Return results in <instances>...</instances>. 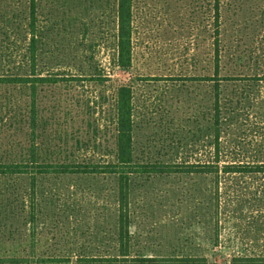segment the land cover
Masks as SVG:
<instances>
[{
  "label": "rangeland",
  "instance_id": "1",
  "mask_svg": "<svg viewBox=\"0 0 264 264\" xmlns=\"http://www.w3.org/2000/svg\"><path fill=\"white\" fill-rule=\"evenodd\" d=\"M30 2L0 0V77H30L0 84V161L25 160L31 139L39 160L114 161L116 90L128 85L139 167L130 176L132 253L220 264L264 254V173L223 170L264 164V0H133L126 68L117 64V0H35L34 19ZM217 157L218 173L154 172ZM33 178L0 177V254L114 253L115 176Z\"/></svg>",
  "mask_w": 264,
  "mask_h": 264
},
{
  "label": "trees",
  "instance_id": "2",
  "mask_svg": "<svg viewBox=\"0 0 264 264\" xmlns=\"http://www.w3.org/2000/svg\"><path fill=\"white\" fill-rule=\"evenodd\" d=\"M30 17L35 18V0H30ZM132 7L133 0H117L118 12V59L117 64L122 68L129 67L131 64V42H132ZM33 36L34 23H31ZM29 41L28 53L30 56L33 72L36 65V39ZM56 77H33L35 82L55 81ZM30 77H0V84H27ZM33 100L30 103V118L32 127H36V103L35 93L36 85L32 84ZM133 91L128 85H121L116 90L114 103L115 113V160L106 163H76V162H58L39 160L36 153L35 139L30 140L28 156L23 161H0V177L14 175L22 176L32 174L34 178L37 175L46 174H93L104 173L116 177V229L114 239L116 247L114 253L105 255H87L79 254L75 257L70 255H37L36 253H22L13 251V253L0 254V264H220L212 261L204 254H181V255H144L133 254L130 239V176L138 172V165L133 160L132 150V110H133ZM220 161L218 157L215 160L204 163H187L185 165L177 164L165 165V170L154 171L160 173H218ZM186 166V169L180 168ZM264 164L258 163H227L223 166L226 173L234 174H257L264 173ZM33 178V182L34 181ZM35 184V183H34ZM33 184V188L35 185ZM14 192V191H13ZM5 194V189H4ZM18 194V193H16ZM33 192V200L35 196ZM217 196V191L214 193ZM16 200V199H14ZM25 200V199H24ZM15 205L17 201H15ZM25 219V218H24ZM216 253L218 256L223 254L220 250ZM226 264H264V254L257 255H232L227 259Z\"/></svg>",
  "mask_w": 264,
  "mask_h": 264
}]
</instances>
